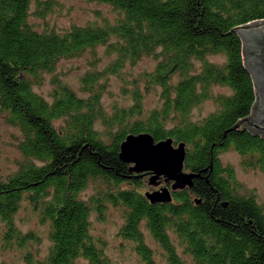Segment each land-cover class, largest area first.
I'll list each match as a JSON object with an SVG mask.
<instances>
[{"label": "trees", "instance_id": "16d2710c", "mask_svg": "<svg viewBox=\"0 0 264 264\" xmlns=\"http://www.w3.org/2000/svg\"><path fill=\"white\" fill-rule=\"evenodd\" d=\"M35 1L0 0V111L21 132L20 161L0 177L1 239L24 247L28 264H107L91 222L114 207L122 213L120 236L133 242L144 264H157L145 230L169 264H264V205L219 158L231 147L245 166L264 172V137L234 127L256 100L238 27L264 20V0H96L112 7L114 20L66 29L37 27L30 19ZM98 45L111 58L80 76L78 93L55 74L56 65L86 51L95 59ZM144 56L154 59L153 68L135 72ZM47 75L49 98L34 89ZM111 76L138 78L133 103L108 111L101 80ZM141 80L160 96L147 112ZM205 100L215 108L195 118ZM144 132L155 142L185 143L183 170L196 176L173 189L171 201H149L151 173L136 172L120 156L126 136ZM165 178L159 180L170 187L173 180ZM23 207L47 225L44 256L30 245L39 235L15 223Z\"/></svg>", "mask_w": 264, "mask_h": 264}, {"label": "rangeland", "instance_id": "374dc122", "mask_svg": "<svg viewBox=\"0 0 264 264\" xmlns=\"http://www.w3.org/2000/svg\"><path fill=\"white\" fill-rule=\"evenodd\" d=\"M44 7H41V6ZM30 19L35 22L37 27L52 25L57 29L70 28L73 24H85L89 20L108 18L114 20V11L107 3L90 0H39L32 2L30 5ZM95 59L92 53L86 51L82 56L60 60L57 63L55 74L68 84L82 93L80 76L91 67H103L110 60L111 56L105 53L104 45H98L95 50ZM94 62L95 65L92 64ZM133 66L135 72L144 69L153 68L155 62L151 56H144ZM124 73V72H123ZM39 86H34L40 94L49 98L52 92L50 76ZM135 78L118 79L111 76L109 80L102 81L101 102L103 107L111 111L112 106L123 107L133 103L130 90L133 87ZM141 89V106L145 112L157 107L160 104V96L154 89L147 91L143 86V81L139 83ZM220 87H214V90H220ZM215 108L211 100H205L202 104L195 107L193 116L199 118L204 116ZM101 124L98 127L101 128ZM21 138V132L18 127L7 124L4 121L0 111V177H5L16 168L20 161L21 154L17 149V143ZM220 162L223 165H231L233 174L238 182L243 185L246 191H255L257 200L264 205V172L258 167H248L242 162L243 155L233 148L229 147L219 153ZM159 180V179H158ZM156 185L147 186V190L157 189L165 185L163 180ZM90 191V188L88 189ZM103 219H97L93 215L91 222L92 233L103 243V249L108 260L107 264H144L143 259L137 253L133 242L125 239L119 234L123 222L122 213L117 208L109 207L105 211ZM15 223L19 229L32 230L39 235V241L31 243L32 249L40 256L47 253L50 241L47 238V225L39 220L38 217L28 207L20 208L14 216ZM146 241L153 248V257L157 264H169L163 254L162 247L158 245L155 239L145 230ZM25 248L13 243L9 245L0 237V261L5 264H28L25 257ZM189 264V262H188Z\"/></svg>", "mask_w": 264, "mask_h": 264}, {"label": "water", "instance_id": "95a60500", "mask_svg": "<svg viewBox=\"0 0 264 264\" xmlns=\"http://www.w3.org/2000/svg\"><path fill=\"white\" fill-rule=\"evenodd\" d=\"M238 34L242 39V54L244 65L249 70L254 81L256 100L250 116L236 123L246 128L254 135L264 137V20L248 22L238 27ZM120 156L124 161L133 163L137 172H150V182L158 184V179L166 177L165 181H172V185H161L157 189L145 192L151 202L171 201V191L192 185L196 174L183 170L185 143L175 145L171 138L154 140L149 132L136 135L129 134L121 143Z\"/></svg>", "mask_w": 264, "mask_h": 264}, {"label": "flooded vegetation", "instance_id": "af4514ba", "mask_svg": "<svg viewBox=\"0 0 264 264\" xmlns=\"http://www.w3.org/2000/svg\"><path fill=\"white\" fill-rule=\"evenodd\" d=\"M183 169H184V167H183Z\"/></svg>", "mask_w": 264, "mask_h": 264}]
</instances>
